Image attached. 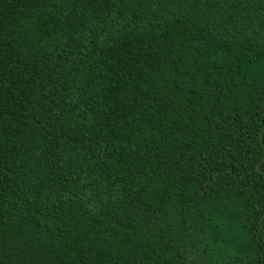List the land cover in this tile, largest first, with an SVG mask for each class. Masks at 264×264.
<instances>
[{
  "label": "trees",
  "instance_id": "16d2710c",
  "mask_svg": "<svg viewBox=\"0 0 264 264\" xmlns=\"http://www.w3.org/2000/svg\"><path fill=\"white\" fill-rule=\"evenodd\" d=\"M263 125L264 0H0V264H264Z\"/></svg>",
  "mask_w": 264,
  "mask_h": 264
},
{
  "label": "water",
  "instance_id": "95a60500",
  "mask_svg": "<svg viewBox=\"0 0 264 264\" xmlns=\"http://www.w3.org/2000/svg\"><path fill=\"white\" fill-rule=\"evenodd\" d=\"M263 127H264V125L261 127V129H260V131H259V141H260V143L262 142L261 131H262ZM263 158H264V150H263V156H262L261 159H263ZM255 167L257 168V164L255 165Z\"/></svg>",
  "mask_w": 264,
  "mask_h": 264
}]
</instances>
